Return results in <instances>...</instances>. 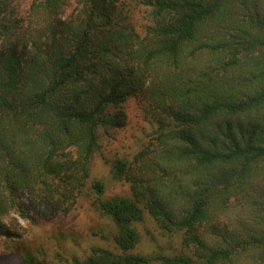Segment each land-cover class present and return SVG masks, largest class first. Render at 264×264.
Listing matches in <instances>:
<instances>
[{
    "label": "trees",
    "instance_id": "trees-1",
    "mask_svg": "<svg viewBox=\"0 0 264 264\" xmlns=\"http://www.w3.org/2000/svg\"><path fill=\"white\" fill-rule=\"evenodd\" d=\"M15 1L0 0V234L25 194L57 211L75 204L101 136L123 126L135 96L154 128L110 170L131 197L97 199L120 251L92 246L73 264L242 253L264 264V0H137L149 16L140 28L119 0H74L67 15L70 0H31L25 17ZM145 212L190 254L130 252Z\"/></svg>",
    "mask_w": 264,
    "mask_h": 264
},
{
    "label": "rangeland",
    "instance_id": "rangeland-1",
    "mask_svg": "<svg viewBox=\"0 0 264 264\" xmlns=\"http://www.w3.org/2000/svg\"><path fill=\"white\" fill-rule=\"evenodd\" d=\"M30 2L16 0L13 15L25 17ZM119 2L133 16L137 28L149 23L146 10L137 0ZM69 4L64 15L76 10L74 0H70ZM122 110L125 114L123 126L101 136L99 149L91 161L87 184L70 209L57 211L38 206L25 194L21 196L23 204L20 208H13L2 217L5 234H0V264H26L25 256L43 264H73L72 257L83 259L92 246L120 251L114 241L117 229L111 218L98 208L97 199L131 197L127 183L112 179L110 170L117 158L132 157L146 143L154 128L135 96L125 99ZM95 180L104 184V191L100 195L91 188ZM233 209L232 221L236 223L241 217L240 206L236 203ZM135 226L140 233V241L130 252L150 256L190 254V249L182 244L181 233L162 232L147 212ZM225 264H251V258L242 253Z\"/></svg>",
    "mask_w": 264,
    "mask_h": 264
}]
</instances>
